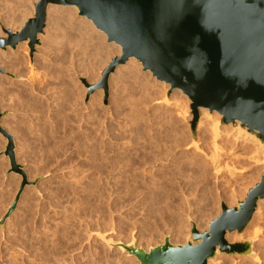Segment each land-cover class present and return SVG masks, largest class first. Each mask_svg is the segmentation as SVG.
Listing matches in <instances>:
<instances>
[{"label":"rangeland","instance_id":"obj_1","mask_svg":"<svg viewBox=\"0 0 264 264\" xmlns=\"http://www.w3.org/2000/svg\"><path fill=\"white\" fill-rule=\"evenodd\" d=\"M36 1L27 0L26 14L17 22L9 16L16 2L5 0L6 7L0 2V37H6L3 28L18 31L33 16ZM52 6L59 11L70 7L48 5ZM48 7L45 27L39 34L44 35L46 30L51 33L46 48H41L38 35L33 50L27 41L14 49H0L6 58V63L0 64V126L11 134L16 163L31 182L24 187L14 212L0 226V264H139L135 257L108 247L104 240L134 242L145 250L162 244L165 237L173 245H182L192 239V223L203 232L220 213L221 203L233 207L244 200L264 173V157L258 149L240 142L235 154L219 155L220 170L213 172L207 157L214 153L210 135L204 129L199 134L197 124L192 132L187 96L165 87L136 59L138 67L117 66H122L121 71L116 73L115 69L110 75L106 97L103 89L89 92L88 86L97 83L107 63L120 52L104 59L95 47L108 44L106 37L97 38L100 34L85 18L79 23L83 17L78 10L74 14L71 6L69 13L54 14ZM70 35L76 38L71 40ZM72 42L76 45L72 46ZM133 70L137 73L133 74ZM161 97L172 102L167 106L158 103L163 100ZM220 121L227 131L234 130L237 124ZM174 135L182 140L179 147ZM189 135L204 149V154L189 146L190 139H186L187 145L183 143ZM6 143L0 134V218L21 182L20 175L8 173L9 160L2 154ZM245 145L249 147L247 152L242 149ZM169 146L174 148L171 153L158 158V151ZM93 155L98 156V162ZM106 161L114 167L107 166L108 172L101 173L97 167L104 162L108 165ZM259 204L264 205V199ZM254 214L242 231L225 235L229 243L250 240L252 254L218 252V256L222 254L221 264H264V215L254 219ZM228 236L238 240L231 242ZM218 256L210 258L208 264H214Z\"/></svg>","mask_w":264,"mask_h":264},{"label":"water","instance_id":"obj_2","mask_svg":"<svg viewBox=\"0 0 264 264\" xmlns=\"http://www.w3.org/2000/svg\"><path fill=\"white\" fill-rule=\"evenodd\" d=\"M48 5L75 6L79 16L90 20L105 34L107 43L120 47L89 92L108 91V79L117 66L136 59L144 71L160 82L178 89L190 101L195 131L199 109L216 111L225 124L239 122L248 132L264 140V0H37L34 14L20 29L3 28L0 49H14L27 40L33 50L43 33ZM7 140L3 155L9 160L8 173L21 176L18 190L0 218V226L14 212L28 181L16 163L11 134L0 126ZM264 199V173L242 201L228 207L200 232L192 223L191 240L162 244L145 250L134 242L104 240L135 257L139 264H208L218 252L252 254V242L228 243L227 232L242 231L251 220L259 200Z\"/></svg>","mask_w":264,"mask_h":264},{"label":"bare ground","instance_id":"obj_3","mask_svg":"<svg viewBox=\"0 0 264 264\" xmlns=\"http://www.w3.org/2000/svg\"><path fill=\"white\" fill-rule=\"evenodd\" d=\"M3 1H5V0H0V2H3ZM11 1V3H12V1H13V3H15V10L13 9H11L10 7V9L11 10H9V16L11 17V19L13 18V20L14 19H16V22L19 20V18L21 17V15H23L25 12H26V6H28V3H26L27 2V0H10ZM6 2H7V0H6ZM9 2V1H8ZM4 3V6H5V2H3ZM2 3V4H3ZM10 3V5H12ZM8 4V3H7ZM8 6V5H7ZM6 7V6H5ZM63 7V6H62ZM71 7V6H70ZM69 7V8H70ZM73 8H72V10H73V13L75 14L76 13V10H77V8L75 7V6H72ZM0 8H1V6H0ZM8 8V9H9ZM58 7H56L55 8V6L53 7H48V10H52V12L54 13V14H56L57 12L59 13V12H61V11H64V12H68V11H70L71 9H69L68 7L66 8H61L60 9V11H59V8L57 9ZM1 10V9H0ZM50 10V11H51ZM7 11V14H8V10H6ZM71 12V11H70ZM6 13V12H5ZM57 13V14H58ZM69 13V12H68ZM6 14V15H7ZM26 14V13H25ZM65 14V13H64ZM72 14V13H71ZM61 14H59V16H60ZM69 15V14H68ZM25 16V15H24ZM50 16H52L53 17V14L51 15L50 14ZM58 16V15H57ZM58 16V17H59ZM9 17V18H10ZM52 17H49V18H52ZM56 17V16H55ZM58 17H56L57 19H58ZM81 17H83V18H80L79 20H78V22L80 23V22H82L83 20H84V16H81ZM8 18V17H7ZM48 18V19H49ZM68 18V17H67ZM21 19H22V17H21ZM78 19V18H77ZM77 19H76V21H77ZM83 19V20H82ZM86 19V18H85ZM9 20V19H8ZM12 20V21H13ZM62 20V19H61ZM87 21H86V23L89 25V26H94L93 25V23L90 21V20H88V19H86ZM6 21V20H5ZM11 21V22H12ZM52 21V20H51ZM53 21H56L55 19L53 20ZM59 21V20H58ZM7 22V21H6ZM50 22V21H49ZM52 23V22H51ZM56 23V22H55ZM85 23V22H84ZM6 24H8V23H6ZM54 24V23H53ZM52 24V25H53ZM57 24V23H56ZM70 24V23H69ZM76 24V23H75ZM50 25V24H49ZM73 25V24H72ZM59 26V25H58ZM82 26H83V24H82ZM91 26V27H92ZM73 27H74V25H73ZM80 27V26H79ZM82 28V27H81ZM93 28V27H92ZM94 28H95V26H94ZM74 29V28H73ZM72 29V30H73ZM85 29H86V27H85ZM84 29V30H85ZM88 29H89V27H88ZM91 29V28H90ZM49 30V29H48ZM51 30V29H50ZM69 30H70V28H69ZM75 30H77V29H75ZM79 30V29H78ZM82 30V29H81ZM98 31V33L100 34V35H98L97 36V38L99 37L100 39L102 38V40L103 39H105V34L102 32V31H100L99 29H96L95 28V31ZM68 31V30H67ZM87 31V30H86ZM90 31V30H89ZM93 31V30H92ZM91 31V32H92ZM13 32V31H12ZM16 32V31H15ZM66 32V31H65ZM73 32V31H72ZM78 32V31H77ZM82 33V32H81ZM88 33V32H87ZM2 33H0V35H1ZM5 35H6V33H4ZM60 34V33H59ZM64 34V33H63ZM70 34V33H69ZM68 34V35H69ZM74 34V33H73ZM76 34V33H75ZM74 34V35H75ZM88 34H90V33H88ZM3 35V34H2ZM50 35H51V33L50 32H48L47 30L45 31V34L44 35H39V37H40V41H41V45H42V47L41 48H46V45L50 42ZM67 34H65V36H66ZM67 35V36H68ZM91 35L92 34H90L89 36L91 37ZM76 36V35H75ZM82 36H83V34H82ZM87 35H85V37H86ZM63 37H64V35H63ZM70 37H71V35H70ZM69 37V38H70ZM72 37H74V36H72ZM71 37V40L72 39H75L76 37H74V38H72ZM84 37V39H86ZM104 37V38H103ZM55 38V37H54ZM68 38V37H67ZM68 38V39H69ZM78 38H79V36H78ZM80 38H82L81 37V34H80ZM79 38V39H80ZM89 38V37H88ZM93 38V37H92ZM96 38V37H95ZM78 39V40H79ZM63 40L65 41V39L63 38ZM71 40H69V42H71ZM80 40H82V39H80ZM96 40V39H95ZM27 41V40H26ZM63 41V42H64ZM75 41V40H74ZM84 41V40H83ZM92 41V40H91ZM101 41V40H100ZM67 42V41H66ZM65 42V43H66ZM69 42H67L68 44H69ZM77 42V41H76ZM22 43V42H21ZM65 43H63V44H65ZM74 43L75 42H72V46L74 45ZM79 43V42H78ZM92 43V42H91ZM62 44V45H63ZM67 44V47L69 46ZM89 44V43H88ZM94 44V43H93ZM97 44H101V42L100 43H97ZM104 44V43H103ZM23 45V44H22ZM76 45V44H75ZM74 45V46H75ZM80 45H82V44H80ZM21 46V45H20ZM24 46V45H23ZM22 46V47H23ZM71 46V47H72ZM83 46V45H82ZM99 47H95V48H98V49H100V56L101 57H109V56H111V55H114V54H118L119 52H120V47L118 46V45H114V43H108V44H104L103 46L102 45H98ZM60 47V46H59ZM70 47V50H68V51H71L72 50V48ZM77 47H78V45H77ZM80 47V46H79ZM86 47H87V45H86ZM91 47V46H90ZM62 48V47H61ZM82 48V47H81ZM88 48H89V46H88ZM87 48V49H88ZM23 49H24V47H23ZM79 49V48H78ZM90 49V48H89ZM88 49V50H89ZM94 49V48H93ZM39 50V49H38ZM66 50V51H67ZM81 50V49H80ZM84 50H85V48H84ZM92 50V49H91ZM40 51V50H39ZM65 51V55H66V53H67V55H66V57L68 56V52H66ZM86 51V50H85ZM79 52L80 51H78V54H79ZM91 51H89V53H90ZM94 52V51H93ZM3 52L2 51H0V64L1 63H6V58H5V56L2 54ZM63 54V53H62ZM71 54H72V51H71ZM74 54V53H73ZM76 55H77V53H75ZM96 54H97V52L95 53V56H96ZM64 55V54H63ZM65 55H64V57H65ZM70 57H71V55H69ZM73 56V55H72ZM79 56V55H78ZM93 56V55H92ZM98 56H99V54H98ZM7 57V56H6ZM64 57H62L63 59H64ZM65 57V58H66ZM82 57V56H81ZM68 58V57H67ZM100 58V57H99ZM70 59H72V57L70 58ZM105 59V58H104ZM101 60V59H100ZM103 61V60H102ZM64 62V61H63ZM138 62V61H137ZM9 64V63H8ZM11 64V63H10ZM133 64V65H132ZM138 64V63H137ZM136 64V65H137ZM125 65H126V67L127 66H130V65H132L133 67H134V65H135V62H134V58H129L128 59V61L125 63ZM135 65V67H138V66H136ZM9 66H11V65H9ZM132 66H130V67H132ZM70 67V66H69ZM125 67V68H126ZM132 67V68H133ZM121 68H122V66H121ZM120 68V69H121ZM72 69V68H71ZM118 67L116 68V73H119L118 71H121ZM136 69H139V68H136ZM124 71L126 70V69H123ZM122 70V71H123ZM134 71V70H133ZM149 72V71H148ZM66 73V72H65ZM115 73V74H116ZM135 73H137V70H136V72L134 71V73L133 74H135ZM131 73H129L128 75H130ZM147 74V73H146ZM149 74V73H148ZM114 75V74H113ZM132 75V74H131ZM121 76V75H120ZM140 76H141V74H140ZM139 76V77H140ZM112 77V76H111ZM134 77V76H133ZM142 77H144V76H142ZM113 78V77H112ZM135 78V77H134ZM134 78H131V79H134ZM115 79V78H114ZM118 79V78H117ZM128 79H130V78H128ZM127 79V80H128ZM137 79V78H136ZM139 79V78H138ZM119 80V79H118ZM117 80V81H118ZM141 79H139V81H140ZM145 80V79H144ZM130 81V80H129ZM133 81H135V79L133 80ZM120 82H122L121 81V79H120ZM128 82V81H127ZM137 82V81H136ZM142 82V81H141ZM2 83V80H1V78H0V84ZM138 83V85H139V82H137ZM143 84H144V82H142ZM165 83V82H164ZM119 84V83H118ZM123 84V83H122ZM131 84H132V86H133V82H131ZM130 84V85H131ZM162 84H163V82H162ZM161 84V85H162ZM166 84V83H165ZM114 85V84H113ZM128 85V84H127ZM135 85H137L136 83H135ZM142 86V85H141ZM140 85H139V87H141ZM166 86H169V84H166L165 85V87ZM122 87V86H121ZM120 87V88H121ZM145 87V89L144 90H146V86H144ZM151 86H149V88H150ZM2 88V87H1ZM129 88V87H128ZM117 89V88H116ZM151 89V88H150ZM4 90V89H3ZM118 90V89H117ZM128 90V89H127ZM141 90V88L139 89V91ZM131 91V90H130ZM164 91H165V94H167V90H166V88L164 89ZM174 92H175V94H176V92L177 91H180V90H178V89H174L173 90ZM148 92V91H147ZM159 92V91H158ZM128 93V92H127ZM144 93V92H143ZM150 93V92H149ZM152 93V92H151ZM122 94V93H121ZM173 94V93H172ZM130 95H133V93L132 94H130ZM100 96V95H99ZM128 96V95H127ZM164 96V95H163ZM166 96V95H165ZM126 98V97H125ZM129 98V97H128ZM162 99H163V97H161ZM188 98V97H187ZM145 100V99H144ZM170 100L169 99H165V97H164V99L163 100H159L158 101V103H162L163 102V104L165 103V105L167 106V105H170L168 102H169ZM170 102H172V100L170 101ZM175 102V101H174ZM134 105V104H133ZM132 106V105H131ZM38 108V107H37ZM124 108V107H123ZM135 108V107H134ZM175 109V108H174ZM31 110V109H30ZM42 113V112H41ZM141 113V112H140ZM92 115V114H91ZM139 116V115H138ZM135 117V116H134ZM159 117V116H158ZM66 118V117H65ZM220 119H221V115L219 114V113H217L216 111H212V112H210V111H208V109H206V108H200L199 109V117H198V122H197V128H196V131L197 132H199V134L201 133V131L204 129L205 131H207L208 133H209V135H210V143L212 144V148H213V151H214V153L213 154H209L210 156H207L208 157V160H209V164H210V166L213 168V172H217L218 173V171L220 170V169H217V168H219L218 166H219V161H220V159L219 158H221L219 155H222V153L223 154H226L227 156H228V154H230V155H232L233 153L235 154L236 152H234V149L236 148L237 149V147H239V143L240 142H242L243 144H249L250 146H252L255 150L256 149H258L261 153H262V155H263V157H264V142H262V140H260L257 136H255L254 134H252V133H250V132H248V130L246 129V127H242L241 125H239L238 123L239 122H236L237 124H236V127L234 128V130H231V131H227L226 130V127H225V125L224 124H222L221 123V121H220ZM124 120V119H123ZM129 127V126H128ZM121 130V129H120ZM116 131V130H115ZM121 132V131H120ZM180 132V131H179ZM185 133V132H184ZM189 133V132H188ZM124 134V133H123ZM176 134V133H175ZM198 134V135H199ZM138 135V134H137ZM186 135V134H185ZM87 136V135H86ZM146 136V135H145ZM176 138L175 139H178L177 138V136L176 135H174ZM174 136H173V138H174ZM181 136V135H180ZM200 136V135H199ZM185 137V136H184ZM151 138V137H150ZM163 138V137H162ZM183 139V138H182ZM186 139H190V135H189V138L187 137V138H185V140H183V143H185V141H186ZM200 139H203V137L202 136H200ZM95 140V139H94ZM130 140V139H129ZM191 141L189 142L190 143V145L189 146H192V147H194V150L195 151H198L199 153L201 152L202 154H204V149L203 148H200L198 145H197V142L195 141V140H193V139H190ZM156 141V140H155ZM177 141H179V139L177 140ZM180 141H182L181 139H180ZM179 141V142H180ZM187 141H189V140H187ZM78 142V141H77ZM83 142V141H82ZM87 142V141H86ZM103 142V141H102ZM101 142V143H102ZM150 142H151V140H150ZM174 142H176V140L174 141ZM129 143H130V141H129ZM145 143V142H144ZM158 143V142H157ZM162 143V142H161ZM178 142H176V143H174V144H177ZM83 144V143H82ZM102 144H104V143H102ZM159 144V143H158ZM166 144V143H165ZM181 145V142L180 143H178L177 145H178V147ZM186 144V143H185ZM184 144V145H185ZM188 144V143H187ZM186 144V145H187ZM96 145V144H95ZM151 146V145H150ZM170 146H171V144H170ZM170 146L169 147H167L168 149H166L165 150V148H166V146H165V148H164V150L162 151H158V154H156L157 155V157L158 158H163V157H167L170 153H171V149L173 148V147H171L170 148ZM113 147V146H112ZM122 147V146H121ZM127 147V146H126ZM140 147V146H139ZM155 147V146H154ZM241 147H242V145H241ZM75 148V147H74ZM124 148V147H123ZM174 148H175V145H174ZM173 148V149H174ZM59 149V148H58ZM77 149V148H76ZM94 150H95V148H93ZM105 149H109V148H105ZM151 149V148H150ZM162 149V148H161ZM235 149V150H236ZM242 149H244V151L246 150V152L249 150V147L248 146H244V148H242ZM111 150V149H110ZM118 150V149H117ZM158 150V149H157ZM76 151V150H75ZM79 151V150H78ZM138 151V150H137ZM150 151H152V150H150ZM149 151V152H150ZM154 151V150H153ZM157 152V151H156ZM54 153V152H53ZM97 152H95L94 154H96ZM121 153V152H120ZM91 154V153H90ZM92 154H93V152H92ZM91 154V155H92ZM112 154V153H111ZM116 154V153H115ZM122 154V153H121ZM127 154H129V152L128 153H126V155ZM182 154V153H181ZM84 155V154H83ZM99 155V154H98ZM180 155V154H179ZM185 155V154H184ZM105 156H109V155H105ZM105 156H104V159H105ZM113 156V155H112ZM123 156V155H122ZM141 156V155H140ZM89 157V156H88ZM91 157V156H90ZM95 157V158H94ZM96 157H97V159H96ZM101 157V156H100ZM116 157V156H115ZM114 157V158H115ZM125 157V156H124ZM123 157V159H125ZM128 157V156H127ZM152 157V156H151ZM150 157V158H151ZM178 157H180V156H178ZM93 158H94V160L96 159V161L98 162V156H94L93 155ZM92 158V159H93ZM103 158V157H102ZM110 158V157H109ZM114 158L112 159V160H114ZM183 158V157H182ZM116 159V158H115ZM222 159V158H221ZM89 160H90V158H89ZM107 160H108V157H107ZM111 160V159H110ZM111 160V161H112ZM118 160H119V158H118ZM134 160V159H133ZM137 160V159H136ZM135 160V161H136ZM146 160V159H145ZM147 160H149V159H147ZM151 160V159H150ZM156 160V159H155ZM91 161V160H90ZM93 161V160H92ZM96 161H94V162H96ZM101 161V160H100ZM108 162V161H106L107 163H108V165H106L105 164V162L104 163H102L101 165H100V163H99V165H98V163L97 164H95L96 165V167H97V165H98V167H97V169L99 170V171H101V173H103L102 171L103 170H106L107 171V166H110L111 165V167L113 168L114 166H112V162ZM153 161V160H152ZM151 161V162H152ZM166 161V160H165ZM186 161V160H185ZM114 162V161H113ZM131 162V161H130ZM144 162V161H143ZM260 161L258 160V161H256L255 163H259ZM115 163V162H114ZM113 163V164H114ZM93 165V164H92ZM131 166V165H130ZM92 167H94V166H92ZM108 169H111L110 167L108 168ZM118 169V168H117ZM120 169V168H119ZM182 169H184V168H182ZM78 170V169H77ZM113 170V169H112ZM89 171V170H88ZM94 171V170H93ZM98 171V172H99ZM109 171H111V170H109ZM143 171V170H142ZM180 171V170H179ZM78 172V171H77ZM108 172V171H107ZM123 172V171H122ZM129 172V171H128ZM100 173V172H99ZM98 173V174H99ZM100 173V174H101ZM105 173V172H104ZM143 173V172H142ZM182 173V172H181ZM99 174V175H100ZM129 174H131V173H129ZM154 174V173H153ZM119 175V174H118ZM110 176V175H109ZM122 176V175H121ZM124 176V175H123ZM103 177V176H102ZM132 177V176H131ZM109 178V177H108ZM117 178V177H116ZM134 179V178H133ZM130 181V180H129ZM125 182V181H124ZM137 182V181H136ZM160 183V182H159ZM86 184V183H85ZM92 184V183H91ZM125 184H126V182H125ZM157 184V183H156ZM132 185V184H131ZM132 187V186H131ZM98 190V189H97ZM125 190V189H124ZM126 190H128L127 188H126ZM131 190V189H130ZM129 191V190H128ZM130 193V192H129ZM131 195V194H130ZM161 201V200H160ZM149 203V202H148ZM157 204V203H156ZM149 207V206H148ZM161 208V207H160ZM158 211V210H157ZM162 211V210H161ZM159 213H161V212H159ZM264 215V205L262 204L261 206H260V204H259V206H257V208H256V212H255V214H254V219H256V217H261V216H263ZM155 217V216H154ZM156 218V217H155ZM165 222V221H164ZM253 233H254V237H255V235L258 233V231H257V229L256 230H254L253 231ZM228 240H230L231 242L232 241H235V240H238V238L236 237V236H228ZM229 243V242H228ZM95 256V255H94ZM217 256H218V253H217ZM222 254H220L219 256H218V258H217V260L215 261V263L214 264H221L222 262H223V260H222ZM104 258V257H103ZM216 259V258H215ZM89 260V259H88ZM212 260V259H211ZM47 261V260H46ZM58 261V260H57ZM96 262V261H95ZM130 262V261H129ZM128 262V263H129ZM37 263H39V262H37ZM54 264V263H53Z\"/></svg>","mask_w":264,"mask_h":264}]
</instances>
